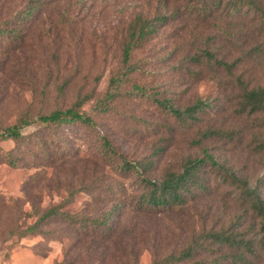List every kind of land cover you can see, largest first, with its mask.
<instances>
[{"label":"rangeland","instance_id":"1","mask_svg":"<svg viewBox=\"0 0 264 264\" xmlns=\"http://www.w3.org/2000/svg\"><path fill=\"white\" fill-rule=\"evenodd\" d=\"M27 1L0 0V130L77 100L92 124L46 128L35 121L21 129L41 141L24 140L17 167L0 161V264H114L111 244L90 251L91 238L60 219L37 229L45 235L20 237L37 218L32 205L42 211L79 189L62 210L96 216L142 190L139 174L120 170L125 162L152 163L144 176L158 179L207 154L221 170L203 165L205 187L182 207L151 215L121 206L129 226L138 224L134 240L127 238L135 255L125 264H151L192 236L205 244L201 236L220 229L253 240L250 260L264 264V234L240 186L230 182L234 175L264 199V115L236 114L237 78L264 86V0H43L32 19L16 24ZM136 15L169 18L123 65L122 32ZM204 51L202 65L189 61ZM206 51L236 60L235 75L220 70ZM157 100L177 109L201 100L209 108L195 123L181 124ZM209 130L228 136L205 137ZM14 146L0 137V157Z\"/></svg>","mask_w":264,"mask_h":264},{"label":"trees","instance_id":"2","mask_svg":"<svg viewBox=\"0 0 264 264\" xmlns=\"http://www.w3.org/2000/svg\"><path fill=\"white\" fill-rule=\"evenodd\" d=\"M42 1L43 0H28L24 9L18 12L20 22L17 21L16 24L20 23L23 25L32 19L33 14L40 11ZM230 1L233 5H236L242 0ZM216 2L221 4L222 0H216ZM168 18L169 17L166 15L156 16L154 18H145L142 15H136L126 25V29L123 30L122 39L120 41L121 62L123 65L129 64L132 51L138 47L140 43L148 40L157 31L159 25L168 20ZM15 33H17V31H15ZM251 51L252 49L249 52ZM256 51L257 49L254 50V52ZM203 54H205V51L200 55L190 56L189 61L193 62L195 65H202L203 63L200 59ZM211 54L213 56H210L209 60L213 59L219 67H223V69L220 70H224L226 73L233 76L235 75L234 71L239 65L236 60L227 63L226 60L216 57L213 53ZM127 68L126 72L132 71L131 67L127 66ZM210 68L216 72L219 71V68L215 66ZM237 83V88L240 93L238 95L236 114L238 116L264 115V86H252L249 83H244L240 77L237 78ZM81 103L80 100H77L66 109H54L48 113L39 114L36 118L25 115L18 124L1 129L0 137L14 141L15 146L12 150L3 153L2 157H0V161L6 162L11 167H17L23 160L20 149L22 148L24 140L26 138H33L37 144L40 143L41 138L38 136V133H32L26 136L21 133L22 128L31 125L35 121H39L45 125L46 128H48V126H59L61 124L70 123L91 125V118L78 110ZM157 103L162 108L169 110L181 124L195 123L198 121V115L204 113L209 108L208 103L201 100H196L193 104L183 109L173 108L171 104L164 101L157 100ZM226 135L228 136V134L221 130H209L204 134L205 137ZM260 144L261 148L264 149V141ZM103 145L108 150H111L107 141H104ZM151 164L152 163H146L137 167L125 162L121 166L120 170L122 172L128 173L133 171L141 177L140 182L142 184V190L136 196H130L127 201L113 200L110 208L96 216L64 212L62 208L69 203L74 194L79 191V189H74L71 190L68 199L57 205L47 207L42 211L32 205L34 216L37 218L34 224L26 228V230L19 231L18 234L20 237L34 233L45 235L47 232L37 229L42 225L60 219L71 226L76 233L81 232L82 235H84L83 238H91L90 241L92 243L89 245L88 250H96L99 246L107 250L111 244L110 249L112 253L108 252V254L111 255V259H113L111 260L112 263L125 264L129 261V258L131 259V255H135L136 250L131 248L135 247V244L129 247L127 238L132 234L131 240H134L137 232L135 227L138 226V224H133L134 226L132 228L129 226L132 221H128L127 215L122 218L120 212L121 206H127V208L139 214L156 215L163 211H174L185 205L191 192L205 187V182L202 180L201 176L203 165L210 164L211 167H216L218 170H221V166L207 154L203 158H189L185 161V164L179 172L167 170L160 178L150 179L144 175ZM226 173L227 171H224L223 175L225 176ZM230 179L232 184L240 186L243 200L247 203L252 215L258 220L259 231L264 234V199L261 198L260 194L255 189L247 187L246 183L238 180L236 176L231 175ZM83 189H85V187ZM108 192H111V190H108ZM94 199L96 200L97 198ZM111 222H113V225L110 224ZM201 239L205 244L199 243V240L195 236H192L179 251H170L164 256L158 257L151 264H253L250 260V258L254 256L253 240L244 238L242 234L233 231V229L209 231L205 235H202ZM223 250L231 252L228 254L227 258L225 257L226 259L224 258L226 261L221 258H212Z\"/></svg>","mask_w":264,"mask_h":264}]
</instances>
